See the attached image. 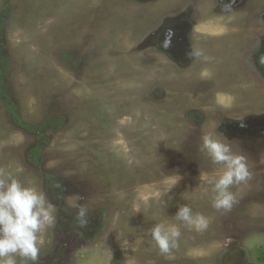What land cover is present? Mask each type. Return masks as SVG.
<instances>
[{
	"label": "rangeland",
	"instance_id": "obj_1",
	"mask_svg": "<svg viewBox=\"0 0 264 264\" xmlns=\"http://www.w3.org/2000/svg\"><path fill=\"white\" fill-rule=\"evenodd\" d=\"M214 6L0 0V85L23 123L48 126L23 129L0 100V174L55 208L35 264H264V130L250 132L264 128V79L253 63L264 0L234 12ZM168 16L196 25L176 48L155 47L150 35L164 33ZM207 134L247 157L251 177L229 189V211L212 207L204 177L221 166L201 150ZM184 204L208 220L204 231L175 219ZM158 223L181 230L167 255L150 236Z\"/></svg>",
	"mask_w": 264,
	"mask_h": 264
},
{
	"label": "clouds",
	"instance_id": "obj_2",
	"mask_svg": "<svg viewBox=\"0 0 264 264\" xmlns=\"http://www.w3.org/2000/svg\"><path fill=\"white\" fill-rule=\"evenodd\" d=\"M171 43V32L164 42L167 48ZM190 55H202L197 50H191ZM240 126L244 127L242 121ZM217 131V126H216ZM217 133H219L217 131ZM223 135L222 133H219ZM224 141H228L224 137ZM207 134L201 138V150L209 160L220 165L217 175L205 176V181L212 185L215 193L212 207L225 211L231 210L236 202L234 194L229 190L234 184L245 182L251 177L247 166V157L242 153H234L230 142H224ZM182 179L179 173L170 182L169 190ZM54 206L46 200L45 195L35 187L21 184L11 173L0 174V264H17V257L22 264L31 261L32 264L40 257V235L46 228L54 225ZM77 220L81 227L88 224V209L77 206ZM175 219L189 229L202 232L208 227V220L199 213L194 214L187 205H180L175 212ZM150 236L160 254L167 255L179 246L180 227L175 224H155L150 230Z\"/></svg>",
	"mask_w": 264,
	"mask_h": 264
},
{
	"label": "flooded vegetation",
	"instance_id": "obj_3",
	"mask_svg": "<svg viewBox=\"0 0 264 264\" xmlns=\"http://www.w3.org/2000/svg\"><path fill=\"white\" fill-rule=\"evenodd\" d=\"M215 3L214 6V10L216 11H227V12H234L236 9L239 8H247L246 7V2H248V0H212ZM192 10V9H191ZM259 16L262 18L263 21H261V26L263 27L261 34L259 35V43H261V48H263L262 52H256L255 56L256 58L253 60V63L256 67L261 66V68H259V71L261 73V76L264 79V12L263 13H259ZM183 17V16H182ZM181 22L183 23V27L179 28L180 23L178 22V20L176 18H171L170 16L166 17V19L162 21L161 25H166L167 28L164 30V33L160 36L158 34V32L160 31L159 29H157V32H152L153 34L150 35V37L152 39H157L153 44L155 47L160 46V45H164L165 40L168 37L169 32H171V43L170 46L167 47L166 49H171V48H176L179 43H181L183 41V39L188 36L189 31H191L192 27L196 25V23H194L191 19L190 21H187L184 17L181 19ZM172 23V24H171ZM193 23V24H192ZM188 24V25H187ZM189 28V29H188ZM150 40V39H149ZM245 126L247 124L243 123ZM244 126V127H245ZM264 127V125H263ZM253 134L254 133H258V134H262L260 132H262L264 130V128L262 127H258V126H254L253 129H250ZM262 130V131H260ZM246 134L250 135L251 133H249V131H245ZM254 134V138H255Z\"/></svg>",
	"mask_w": 264,
	"mask_h": 264
},
{
	"label": "trees",
	"instance_id": "obj_4",
	"mask_svg": "<svg viewBox=\"0 0 264 264\" xmlns=\"http://www.w3.org/2000/svg\"><path fill=\"white\" fill-rule=\"evenodd\" d=\"M0 26H1V24H0ZM0 81H1V71H0ZM0 100L3 102L5 107H7L8 110L11 111L16 123L20 127H22L23 129H26L28 131H40V130L44 131L46 128H48L47 125H44L41 127L40 125H29V124L23 123L21 121V119L19 118V116L17 115L16 111L14 110L13 103L11 102L10 98L8 97L7 92L4 90L3 85L2 86L0 85ZM47 123L51 124L52 122L49 121ZM33 153H34V155H37V153H38V147L37 146L34 147Z\"/></svg>",
	"mask_w": 264,
	"mask_h": 264
}]
</instances>
